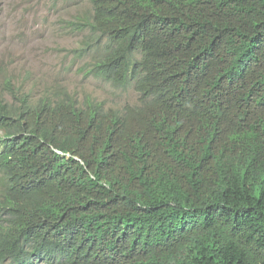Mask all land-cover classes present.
<instances>
[{"label":"trees","instance_id":"16d2710c","mask_svg":"<svg viewBox=\"0 0 264 264\" xmlns=\"http://www.w3.org/2000/svg\"><path fill=\"white\" fill-rule=\"evenodd\" d=\"M90 1L140 105L0 100V264H264V0Z\"/></svg>","mask_w":264,"mask_h":264},{"label":"rangeland","instance_id":"374dc122","mask_svg":"<svg viewBox=\"0 0 264 264\" xmlns=\"http://www.w3.org/2000/svg\"><path fill=\"white\" fill-rule=\"evenodd\" d=\"M92 16L90 0H0V100L94 103L118 113L140 105L133 81L116 85L90 73L107 45Z\"/></svg>","mask_w":264,"mask_h":264},{"label":"bare ground","instance_id":"6f19581e","mask_svg":"<svg viewBox=\"0 0 264 264\" xmlns=\"http://www.w3.org/2000/svg\"><path fill=\"white\" fill-rule=\"evenodd\" d=\"M262 99H263V98H262ZM211 102H212V101H211ZM62 103H63V101H62ZM228 104H229V103H228ZM210 105H211V104H210ZM93 107H94V106H93ZM79 108H80V107H79ZM88 109H89V108H88ZM110 110H111V109H110ZM99 111H100V110H99ZM112 111H113V110H112ZM116 112H117V111H116ZM103 115H104V114H103ZM205 127H206V126H205ZM213 127H214V126H213ZM213 131H214V130H213ZM181 132H182V131H181ZM207 132H208V131H207ZM210 132H211V131H210ZM218 132H219V131H218ZM203 133H204V132H203ZM212 133H214V132H212ZM212 133H211V134H212ZM221 133H222V132H221ZM209 134H210V133H209ZM209 134H208V135H209ZM211 134H210V135H211ZM178 135H179V134H178ZM182 135H183V134H182ZM200 135H201V134H200ZM217 135H218V134H217ZM204 136H205V135H204ZM211 136H212V135H211ZM225 136H226V135H225ZM227 136H228V135H227ZM200 137H201V136H200ZM213 138H214V137H213ZM218 139H219V138H218ZM227 139H228V138H227ZM204 140H205V139H204ZM219 141H220V140H219ZM215 143H216V142H215ZM217 144H218V143H217ZM213 145H214V144H213ZM214 146H215V145H214Z\"/></svg>","mask_w":264,"mask_h":264}]
</instances>
